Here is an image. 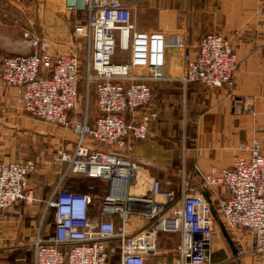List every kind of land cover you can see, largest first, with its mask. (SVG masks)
<instances>
[{
    "label": "built area",
    "instance_id": "2783aa9c",
    "mask_svg": "<svg viewBox=\"0 0 264 264\" xmlns=\"http://www.w3.org/2000/svg\"><path fill=\"white\" fill-rule=\"evenodd\" d=\"M136 1L67 0L68 9L86 16L84 25L74 27L75 36L87 41L82 61L76 53L51 55L47 43L30 55L2 60L1 79L13 90L20 110L75 137L71 150L57 153L61 175L47 204L54 211L53 232L25 247L32 264H108L116 250L120 264H147L145 256L156 250L159 234L181 238L171 264H211L210 202L202 194H190L186 183L179 195L162 190L156 178L147 193L130 195L128 187L140 169L132 154L135 142L146 140L158 119L156 111L147 109L153 96L150 82L171 78L183 85L232 89L239 62L230 41L216 33L201 37L190 50L182 32L137 30L131 14ZM258 15L264 20V2ZM117 48L129 52L127 60L113 61ZM169 52L181 61L180 72H169ZM82 81L95 96L97 115L92 123L87 110L76 111ZM233 99L250 101L247 96ZM243 111L251 109L244 106ZM239 149L249 157H236L229 168L211 167L202 176V187L226 189L217 202L225 225L247 232L249 251L264 264V149L258 139ZM36 171L31 158L0 164V214L15 203L36 202L29 187ZM78 176L107 183L97 215L90 213L88 194L61 189L65 178ZM112 241L118 246L111 247Z\"/></svg>",
    "mask_w": 264,
    "mask_h": 264
},
{
    "label": "crops",
    "instance_id": "0c3cea01",
    "mask_svg": "<svg viewBox=\"0 0 264 264\" xmlns=\"http://www.w3.org/2000/svg\"><path fill=\"white\" fill-rule=\"evenodd\" d=\"M63 1L67 15L43 11L37 20L38 29L30 26L32 31L25 33L31 36L27 37L20 36L16 30L17 21L13 22L6 9L0 8V164L29 159L32 150L28 134L31 133V146L39 152L31 159L40 165L29 180L36 202L31 206L15 203L0 214V264H32V256L25 247L38 236L46 238L52 234L54 211L47 204L61 175L54 152L71 150L75 141L70 132L71 137L62 138L59 130L37 126L49 125L20 110L13 90L1 79L2 60L30 55L40 50L41 44L47 43L51 55L76 53L82 61L87 41L77 38L71 31L77 25H84L86 16L80 10L68 9L67 0ZM263 2L137 0L131 5L132 22L137 30L161 29L167 34L182 32L190 50L201 37L216 33L230 41L239 62L232 89L206 88L199 83L183 85L171 78L150 82L153 96L147 109L156 111L158 119L151 125L147 139L135 142L132 154L136 163L144 161L150 165H139L136 182L128 187L130 195L147 193L151 179L156 178L161 182L162 190L179 195L186 183L190 194H202L210 202L214 218L213 235L208 244L211 264H262L249 251L251 238L247 232L244 231L250 245H240L238 249L230 248L221 238L223 233L215 229L220 214L217 202L227 191L224 187L204 189L202 176L211 167H231L236 157L248 158L247 151H240V144L249 147L258 139L264 149V20L258 15ZM35 39L36 46L33 45ZM167 65L171 73L180 72L182 67L174 52H169ZM80 83L76 111L82 114L87 110L92 123L94 117L87 105H80V88L85 98L89 95L95 102L94 92L91 87L87 90L83 81ZM245 96L250 97L247 103L234 102V97ZM244 106L251 112H244ZM90 213L97 215L98 206L90 207ZM180 243L178 234H159L156 250L145 256L146 263H173ZM109 244L118 246L117 241ZM108 264H120L118 250L112 253Z\"/></svg>",
    "mask_w": 264,
    "mask_h": 264
},
{
    "label": "rangeland",
    "instance_id": "374dc122",
    "mask_svg": "<svg viewBox=\"0 0 264 264\" xmlns=\"http://www.w3.org/2000/svg\"><path fill=\"white\" fill-rule=\"evenodd\" d=\"M0 8L6 9L7 15L13 19V22L17 21V27L16 30L20 32V36L23 37L26 35L25 32H31L32 29L30 26H34V30L38 29L36 26L38 25L37 20L39 19L38 17L43 15L44 13L48 11H52L56 13V15H63L66 16V10L64 9V1L63 0H0ZM65 13V14H64ZM57 15V16H58ZM32 22V24H31ZM74 30L72 29L71 33L74 34ZM28 36H31L29 34ZM74 36V35H73ZM32 38V37H30ZM74 38V37H73ZM129 57V52L128 51H122L119 48L116 49L115 55H114V62L118 61H124L127 60ZM81 96H80V105L84 106L85 104L88 107L89 113L95 117L97 115L96 108H95V103L94 99L88 95V97L85 98L84 92H82V88H80ZM83 93V94H82ZM37 126L41 127H48V128H53L54 130H59L60 136L63 138H69L71 137L69 131L61 129V128H54V127H49V126H44L42 124H38ZM32 139L33 135L31 133L28 134V140L30 141V149L32 150V154L30 155V158L34 156L37 157L39 152L35 151V147L31 146L32 145ZM56 151V150H55ZM37 153V154H36ZM57 152H54V160L57 162ZM36 154V155H35ZM35 160V159H34ZM56 164V163H55ZM38 169L40 168L39 162L37 163ZM80 179H77L75 181L67 182L66 186H76L79 183L82 184L84 182V191L89 194L91 198V207L97 208L101 196H103L102 191L105 188V184L99 181H91V180H85L83 177H79ZM66 187V189H67ZM79 187V186H78ZM68 190V189H67ZM72 192L80 193V191L71 190ZM83 193V194H86ZM139 193H143L140 192ZM218 219H217V224L215 229L221 234V238L224 239V241L227 242V246L230 248H235L238 249L240 245H250V240L247 234L244 231H239V230H233L228 228L221 215L218 214ZM221 227H220V226ZM221 230V231H220ZM231 245V246H230Z\"/></svg>",
    "mask_w": 264,
    "mask_h": 264
},
{
    "label": "trees",
    "instance_id": "16d2710c",
    "mask_svg": "<svg viewBox=\"0 0 264 264\" xmlns=\"http://www.w3.org/2000/svg\"><path fill=\"white\" fill-rule=\"evenodd\" d=\"M81 85V84H80ZM85 180H91V181H99V182H102V183H104L105 184V188H104V190L102 191V195H105V193H106V190H107V183L105 182V181H102V180H94V179H90V178H86V177H83ZM77 179H80L79 177H68V178H65L64 180H63V182H62V185H61V189L62 190H64V191H71V190H77V191H80V193H86L85 191H84V189L82 190V188L84 187V182H82V184H78V185H74V186H69V187H67L66 186V183L67 182H71L72 183V181H75V180H77ZM79 186V187H78ZM66 187H67V189H66ZM86 194H88V193H86ZM89 195V194H88ZM103 196H101V198H102ZM101 198H100V200H101ZM100 202V201H99ZM99 205V204H98Z\"/></svg>",
    "mask_w": 264,
    "mask_h": 264
},
{
    "label": "water",
    "instance_id": "95a60500",
    "mask_svg": "<svg viewBox=\"0 0 264 264\" xmlns=\"http://www.w3.org/2000/svg\"><path fill=\"white\" fill-rule=\"evenodd\" d=\"M137 162H138V161H137ZM138 164H139V165H140V164H141V165H150L149 163L144 162V161H139ZM230 246H231V245H230Z\"/></svg>",
    "mask_w": 264,
    "mask_h": 264
},
{
    "label": "bare ground",
    "instance_id": "6f19581e",
    "mask_svg": "<svg viewBox=\"0 0 264 264\" xmlns=\"http://www.w3.org/2000/svg\"><path fill=\"white\" fill-rule=\"evenodd\" d=\"M81 2H82V0H81ZM81 4V3H80Z\"/></svg>",
    "mask_w": 264,
    "mask_h": 264
}]
</instances>
